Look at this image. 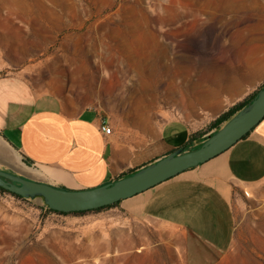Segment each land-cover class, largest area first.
Returning a JSON list of instances; mask_svg holds the SVG:
<instances>
[{
	"label": "rangeland",
	"instance_id": "374dc122",
	"mask_svg": "<svg viewBox=\"0 0 264 264\" xmlns=\"http://www.w3.org/2000/svg\"><path fill=\"white\" fill-rule=\"evenodd\" d=\"M190 20L195 30L175 36ZM133 27L169 46L161 65L133 53ZM263 47L264 0H0V76L22 73L122 125L212 121ZM3 153L0 168L14 173V153ZM233 207L232 246L216 252L115 206L61 215L0 192V264H264V186L235 189Z\"/></svg>",
	"mask_w": 264,
	"mask_h": 264
},
{
	"label": "crops",
	"instance_id": "0c3cea01",
	"mask_svg": "<svg viewBox=\"0 0 264 264\" xmlns=\"http://www.w3.org/2000/svg\"><path fill=\"white\" fill-rule=\"evenodd\" d=\"M258 50L247 84L227 85L217 116L264 84V47ZM210 121L203 124L171 117L157 124L122 125L101 108L37 90L22 73L0 76V139L19 166L12 171L60 188H95L177 149L193 150L214 131L199 135ZM103 122L111 127L110 134L101 130ZM262 186L264 118L219 155L120 200L115 207L132 218L167 227L216 252H225L235 233V189L256 191Z\"/></svg>",
	"mask_w": 264,
	"mask_h": 264
},
{
	"label": "water",
	"instance_id": "95a60500",
	"mask_svg": "<svg viewBox=\"0 0 264 264\" xmlns=\"http://www.w3.org/2000/svg\"><path fill=\"white\" fill-rule=\"evenodd\" d=\"M263 118L264 85L247 105L210 133L197 148L177 149L126 177L91 189L70 190L0 168V187L26 199L39 197L48 208L59 212L98 209L132 197L212 159L242 139Z\"/></svg>",
	"mask_w": 264,
	"mask_h": 264
},
{
	"label": "bare ground",
	"instance_id": "6f19581e",
	"mask_svg": "<svg viewBox=\"0 0 264 264\" xmlns=\"http://www.w3.org/2000/svg\"><path fill=\"white\" fill-rule=\"evenodd\" d=\"M208 1V0H207ZM178 9V8H176ZM177 16V15H176ZM176 18V17H175ZM192 22V20H190ZM189 21V22H190ZM183 23V22H182ZM138 24V23H137ZM140 24V23H139ZM142 24V23H141ZM136 25V24H135ZM133 26V25H132ZM138 26V25H137ZM131 28V26H130ZM146 28V27H145ZM147 29V28H146ZM171 29V28H169ZM132 30V29H131ZM195 30V24L192 22L191 24H182L179 26H175L173 29V33L176 36V34L180 33L181 31L187 32V34H190L192 31ZM137 31L135 33L133 40L130 41L129 47L131 50H133V53L136 55L144 54L145 57L152 59L153 64L159 65L160 64V58H166L169 54V46L163 42V40L160 38L161 36L159 34H156L154 32H149L146 30H141L140 27H133V31ZM170 31V30H169ZM120 35V34H119ZM173 35V34H172ZM125 40V39H124ZM121 42V41H120ZM125 46V45H124ZM128 46V45H127ZM122 47V46H121ZM123 51V48H122ZM165 60V59H164ZM141 61V60H140ZM151 62V61H150ZM149 62V64H150ZM163 62V61H162ZM141 63V62H140ZM147 63V62H146ZM174 64H179L176 60H173ZM152 65V64H151ZM161 65V64H160ZM172 65V64H171ZM147 66V65H146ZM170 66V65H169ZM154 67V66H153ZM167 67V66H166ZM175 67V66H174ZM152 68V67H151ZM174 69V68H173ZM167 70V69H166ZM154 71V70H153ZM163 71V70H162ZM176 71V69H175ZM159 72V71H158ZM172 72V71H171ZM181 72V71H180ZM155 73V72H154ZM169 73V72H168ZM160 74V73H159ZM158 75V74H157ZM173 75V73H172ZM177 88V86L175 85ZM4 143L0 139V154L3 153ZM15 160L19 162V158L15 156ZM21 163V162H20ZM23 167H25L23 164H20ZM28 171H31L33 173H38L35 169L32 168H26ZM32 174V173H31ZM38 176V175H36Z\"/></svg>",
	"mask_w": 264,
	"mask_h": 264
},
{
	"label": "trees",
	"instance_id": "16d2710c",
	"mask_svg": "<svg viewBox=\"0 0 264 264\" xmlns=\"http://www.w3.org/2000/svg\"><path fill=\"white\" fill-rule=\"evenodd\" d=\"M263 85H264V84H263ZM263 85H262V86H263ZM262 86L259 87L257 90H255L253 93H251V94H250L245 100H243V101H241V102H238V103H236V104L230 106L226 111H224V112L220 113L218 116H216V117H215V118H214V119L208 124L207 129H208L209 131L212 130V129H214V131L218 130V129L221 127V125H222L223 123H225L227 120H229L233 115H235V114H236L240 109H242L245 105H247V104H248V103H249V102H250V101L256 96L258 90L261 89ZM200 133L203 134V133H205V131H204V130H201V131L199 132V135H200ZM247 134H248V133H247ZM247 134H246V135H247ZM246 135H245V136H246ZM245 136H244V137H245ZM244 137H243V138H244ZM192 138H194V135L191 136V139H192ZM197 147H198V146H197ZM197 147H196V148H197ZM62 188H63V187H62ZM64 189H65V188H64ZM0 192H6V193H9V194H11L12 196H14V197H16V198L25 199V198H23V197H21V196L15 194V193H12V192H9V191L3 189L2 187H0ZM118 203H119V201L116 202V203H114V204H112V205H108V206L100 207V208H98V209H94V210L80 211V212H70V213H64V212L55 211V210H52V209L48 208L46 205H45V206H46V210H47L48 212L56 213V214H61V215H67V214H85V213L90 212V211H97V210H100V209H103V208L114 207V206H117Z\"/></svg>",
	"mask_w": 264,
	"mask_h": 264
},
{
	"label": "built area",
	"instance_id": "2783aa9c",
	"mask_svg": "<svg viewBox=\"0 0 264 264\" xmlns=\"http://www.w3.org/2000/svg\"><path fill=\"white\" fill-rule=\"evenodd\" d=\"M101 130L104 131L106 134L111 133V127L107 124V122L102 123Z\"/></svg>",
	"mask_w": 264,
	"mask_h": 264
}]
</instances>
